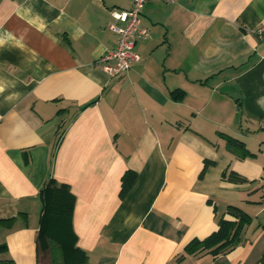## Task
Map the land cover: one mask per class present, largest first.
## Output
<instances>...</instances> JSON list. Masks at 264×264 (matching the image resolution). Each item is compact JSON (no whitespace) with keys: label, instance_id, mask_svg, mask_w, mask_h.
I'll return each instance as SVG.
<instances>
[{"label":"crops","instance_id":"1","mask_svg":"<svg viewBox=\"0 0 264 264\" xmlns=\"http://www.w3.org/2000/svg\"><path fill=\"white\" fill-rule=\"evenodd\" d=\"M130 4L0 0V219H10L0 264H39L47 178L74 195L84 264L264 255V41L253 33L264 0H147L139 18L149 37L114 78L97 60L116 47L110 11ZM228 205L251 218L239 245L225 256L185 253L231 218Z\"/></svg>","mask_w":264,"mask_h":264},{"label":"trees","instance_id":"2","mask_svg":"<svg viewBox=\"0 0 264 264\" xmlns=\"http://www.w3.org/2000/svg\"><path fill=\"white\" fill-rule=\"evenodd\" d=\"M135 178L132 172L123 176L121 195L128 191ZM228 180L238 183L245 181L233 173L229 174ZM39 198L41 212L35 238L39 264H84L87 255L77 247L76 235L71 226L74 195L69 187L47 178L40 187ZM225 213L231 218H220L218 229L202 240L191 241L186 245L185 253L199 255L206 252L217 257L233 251L239 245L242 230L251 223V218L241 208L232 205H228ZM9 220L0 219V225ZM261 256L259 264H264V255Z\"/></svg>","mask_w":264,"mask_h":264},{"label":"built area","instance_id":"3","mask_svg":"<svg viewBox=\"0 0 264 264\" xmlns=\"http://www.w3.org/2000/svg\"><path fill=\"white\" fill-rule=\"evenodd\" d=\"M163 3H172L174 0H156ZM147 0H130V9L110 11L113 19L107 29L117 37L116 47L106 51L99 59L102 70L106 71L111 77L123 75L128 72L131 64L139 60V56L134 53L136 42L145 40L149 37L147 28L140 24V16ZM260 41H264V26H259L253 30Z\"/></svg>","mask_w":264,"mask_h":264}]
</instances>
